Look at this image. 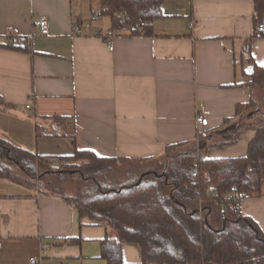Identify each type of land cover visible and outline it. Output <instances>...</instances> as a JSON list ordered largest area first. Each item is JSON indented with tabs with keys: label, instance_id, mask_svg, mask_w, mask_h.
Wrapping results in <instances>:
<instances>
[{
	"label": "crops",
	"instance_id": "1",
	"mask_svg": "<svg viewBox=\"0 0 264 264\" xmlns=\"http://www.w3.org/2000/svg\"><path fill=\"white\" fill-rule=\"evenodd\" d=\"M99 8L100 0H0V137L55 163L75 149L157 160L167 146L197 144L200 134L212 144L208 159L244 157L253 129L233 145L218 143L244 121L221 127L236 106L256 97L244 85L252 69H245L244 48L253 35V0H163L152 35L112 32V51L101 38L110 22ZM40 18L47 36L36 28ZM77 23L88 26L80 36ZM250 55L264 67V38H252ZM240 212L264 234V190ZM105 237L116 232L80 219L61 196L0 179V264H106ZM74 238L80 242L70 243ZM122 261L141 264L139 248L123 244Z\"/></svg>",
	"mask_w": 264,
	"mask_h": 264
},
{
	"label": "trees",
	"instance_id": "2",
	"mask_svg": "<svg viewBox=\"0 0 264 264\" xmlns=\"http://www.w3.org/2000/svg\"><path fill=\"white\" fill-rule=\"evenodd\" d=\"M253 2L252 38H264V0ZM162 3L163 0H100L98 15L109 20L110 32L150 36L152 22L162 17ZM252 38L245 42V69L246 65L252 69L245 73L250 80L244 85L262 92L264 107V67L254 64L251 58ZM18 43L24 44L23 40ZM11 44V48L19 47ZM255 102L252 99L237 105L234 118L226 119L221 126L244 118L232 136L218 145H233L246 129L255 131L244 157L208 159L204 152L212 144H205L201 135L196 145L167 146L157 160L105 158L75 149L73 155L59 157L55 163L0 137V179L59 195L80 219L114 229L116 238L105 237L100 242V258L106 264H123V244L139 248L141 264H264L263 232L240 209L230 206L231 194L260 196L264 190V118L246 125L253 120L250 116L264 117V111L253 109L255 112L244 117L255 108ZM2 105L0 100V109H4ZM181 145L188 151L179 152ZM112 162L147 168L136 176L128 173L121 181L116 174L108 173ZM193 168L197 169V177L191 175ZM70 175L76 183L74 194L54 190L61 177ZM72 242L80 240L74 238Z\"/></svg>",
	"mask_w": 264,
	"mask_h": 264
},
{
	"label": "rangeland",
	"instance_id": "3",
	"mask_svg": "<svg viewBox=\"0 0 264 264\" xmlns=\"http://www.w3.org/2000/svg\"><path fill=\"white\" fill-rule=\"evenodd\" d=\"M101 19H104L106 22H108V19L107 18H104L103 17ZM261 98H262V92L259 91V90H256V97H255V100H256L255 103H256V105L254 106L255 108H252V109L248 110L244 114V117L251 110H253V109H257L258 111H260L261 113H263L264 107L261 106ZM251 112H255V110L254 111H251ZM259 115H261V114H259ZM249 118L253 119L250 122L253 123V124H255L256 119H262L264 117L263 116H258V117L252 118L250 116ZM241 119H243V117ZM237 120H235V121H237ZM199 136H201V134ZM186 151H188L187 148H184V149H180L179 150V152H182V153H185ZM109 165H110V170H109L108 173H110V175L111 174H116L121 181L126 180V178H127L126 177V174H128V173H130V174L131 173H134L132 176H136L138 173H141L145 168H147L146 167L147 165L146 166L145 165H135V164H127V163H121V162H117V163H113L112 162V163H109ZM54 179H55V177L52 178V180H54ZM60 179H62V181L60 183H57L56 184V186H55L56 188H54V190L56 189L60 193L65 194V195H72V194H74V191L76 189V183L72 181L71 175L70 176L61 177ZM60 179H58V180H60Z\"/></svg>",
	"mask_w": 264,
	"mask_h": 264
},
{
	"label": "built area",
	"instance_id": "4",
	"mask_svg": "<svg viewBox=\"0 0 264 264\" xmlns=\"http://www.w3.org/2000/svg\"><path fill=\"white\" fill-rule=\"evenodd\" d=\"M143 26V24H142ZM36 28L39 31V34L42 36H47L49 34V28L46 19L40 18L37 21ZM88 29V26H82L81 23H77V25L74 27V35L75 36H80L84 31ZM112 32H109L107 35L101 36V38L104 40L105 44L108 47V50L112 51L113 47L111 46V43L109 42V37L111 36ZM26 110L30 109V105L25 106ZM196 124L198 126L206 127L208 124V120L204 118L203 116H197L196 117ZM191 175L193 177H197V169L193 168ZM206 176V175H205ZM254 195L246 194V193H234L231 194V199H232V204L230 206L240 209V205L242 202L246 200H250ZM40 263V258H32L30 260V264H39Z\"/></svg>",
	"mask_w": 264,
	"mask_h": 264
},
{
	"label": "water",
	"instance_id": "5",
	"mask_svg": "<svg viewBox=\"0 0 264 264\" xmlns=\"http://www.w3.org/2000/svg\"><path fill=\"white\" fill-rule=\"evenodd\" d=\"M148 173H145V174H143V175H147Z\"/></svg>",
	"mask_w": 264,
	"mask_h": 264
}]
</instances>
